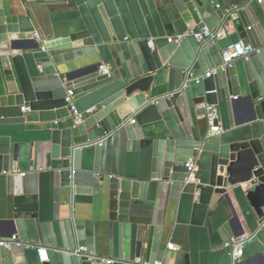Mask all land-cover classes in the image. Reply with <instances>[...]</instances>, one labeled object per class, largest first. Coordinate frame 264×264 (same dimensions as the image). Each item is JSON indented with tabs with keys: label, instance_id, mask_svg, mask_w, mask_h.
Listing matches in <instances>:
<instances>
[{
	"label": "water",
	"instance_id": "1",
	"mask_svg": "<svg viewBox=\"0 0 264 264\" xmlns=\"http://www.w3.org/2000/svg\"><path fill=\"white\" fill-rule=\"evenodd\" d=\"M25 1L0 0V188L15 196L51 189L54 210L51 217L13 213L0 219V242L17 238L9 248L0 246V264H37L30 257L38 249L47 257L39 264H129L130 216L151 200L145 260L151 253L154 264L161 258L169 199L191 207L194 225L228 205V237L249 236L239 264H264V230L253 229L248 210L241 209V223L231 205L245 203L258 225L264 223V29L252 0L229 10L217 0H208V8L200 0H157L163 10L174 7L190 31L166 44L151 39L152 0H59L74 19L64 35L44 42L33 38ZM200 24L214 31L231 26L236 33L197 42ZM238 41L252 53L221 69L222 49ZM93 56L99 60H89ZM100 60L109 63L108 74ZM205 105L215 106L220 135L209 137L201 128ZM26 124L43 127L23 152L14 141L23 133L11 127ZM113 137L133 151L150 152L146 176L102 174V143ZM61 192L67 196L65 220ZM82 197L105 201L106 216L78 218L75 205ZM141 248L138 242L135 258ZM220 264H230L228 251Z\"/></svg>",
	"mask_w": 264,
	"mask_h": 264
},
{
	"label": "crops",
	"instance_id": "2",
	"mask_svg": "<svg viewBox=\"0 0 264 264\" xmlns=\"http://www.w3.org/2000/svg\"><path fill=\"white\" fill-rule=\"evenodd\" d=\"M206 8L210 5L208 0H200ZM249 0H217L218 7L221 9H232L238 7ZM189 5V4H188ZM191 5V4H190ZM252 10L258 18L264 29V0L258 3L257 0L250 2ZM31 23L35 27V33L38 35L39 42L47 41L51 37L62 36L66 33V26L74 19V13L71 7L59 0H27L23 3ZM193 8V6H189ZM209 12L205 19L211 17ZM147 17L150 19L152 40L159 38L161 44H166L169 37L177 34H189L184 22L174 7L170 10H163L157 0L150 2ZM202 21V20H201ZM203 23V22H201ZM200 24L199 27H202ZM225 37L235 34L234 28L228 26L223 29ZM221 30V31H223ZM223 38V39H224ZM89 60H99L98 56H93ZM102 67L109 71L110 65L105 60H100ZM26 111V110H25ZM201 128L207 129L205 118H199ZM222 127V125H220ZM40 124H26L22 126L11 127L23 133L14 141L20 143L21 150L27 151L29 142L36 141L35 131L42 128ZM101 172L102 174H117L135 178L139 173L148 174L151 166L150 152L133 151L122 142L119 137H113L102 143ZM99 198V196H97ZM232 209L236 212L237 219L243 222L242 210L250 212L249 221L254 230L263 229V224L258 225V220L251 214L250 209L244 203L238 207L236 202H232ZM54 210V197L51 189L42 190L32 195L15 196L6 193L5 188H0V219H6L12 214H36L51 217ZM75 210L79 211L78 218L99 219L102 215L106 216V203L102 199L94 200L91 197H82L75 205ZM67 196L66 193H60V220H65L67 216ZM85 214V215H84ZM164 217V226L159 239L158 251H161L160 264H220L225 249L224 243L230 239L223 229V225L232 217V210L228 205L219 207L212 215L205 218L201 225L191 223V207L186 206L174 199H169ZM154 218V202L141 205L140 208L130 216L132 224V234L129 249V264H150L151 253L146 259V247L148 243V230ZM232 232H238L239 229L230 227ZM103 242L107 241L106 232L102 234ZM142 243L140 258H135L137 243ZM114 255L119 250V234L116 226L112 236ZM168 245H172V250H168ZM106 248V247H105ZM103 249V248H102ZM103 253H107L103 251ZM31 260L39 264L38 256L31 251Z\"/></svg>",
	"mask_w": 264,
	"mask_h": 264
},
{
	"label": "built area",
	"instance_id": "3",
	"mask_svg": "<svg viewBox=\"0 0 264 264\" xmlns=\"http://www.w3.org/2000/svg\"><path fill=\"white\" fill-rule=\"evenodd\" d=\"M257 2L261 3L262 0H257ZM186 35L188 34H177L173 37L167 38V42L174 41L176 43H179L186 37ZM224 37H225L224 30L214 31L208 29L203 25L202 27H200L199 32L194 35V39L197 42L202 40L203 38H208L209 40L212 41H219ZM33 38L38 39V35L34 33ZM149 46L153 48L152 40L149 41ZM252 51L253 48L250 45H244L242 41L228 44V46L223 48L221 51L223 63L220 68L221 69L231 68L236 61L245 59L250 53H252ZM100 69H102L104 73L108 74V71L105 70L102 66ZM215 71L216 69H213L212 71L206 73L201 78L202 79L208 78L210 75H213ZM72 110L75 111L73 106H72ZM22 111H25V109H22ZM92 111H93L92 109H88L86 110V113H91ZM205 120L207 125V134L209 137L217 136L222 133V128L218 123V116L214 105H205ZM186 167L191 173L196 171L195 165L191 162L186 163ZM263 229H264V225H263ZM16 240H17L16 236L13 235L9 239L0 242V246H3L4 248H9L12 244L16 242ZM248 243H249V236L245 234L238 236L236 238H230L224 243L223 247L226 251H228L230 256V264H239L244 260L245 248ZM168 250H172V245H168ZM38 260L40 263L47 261L45 250L38 249ZM154 264H160V263H154Z\"/></svg>",
	"mask_w": 264,
	"mask_h": 264
}]
</instances>
